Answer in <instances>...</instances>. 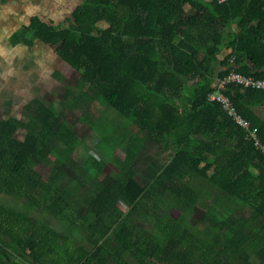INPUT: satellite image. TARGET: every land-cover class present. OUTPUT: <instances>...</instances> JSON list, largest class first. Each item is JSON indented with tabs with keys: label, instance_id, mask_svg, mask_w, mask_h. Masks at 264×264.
Returning a JSON list of instances; mask_svg holds the SVG:
<instances>
[{
	"label": "trees",
	"instance_id": "16d2710c",
	"mask_svg": "<svg viewBox=\"0 0 264 264\" xmlns=\"http://www.w3.org/2000/svg\"><path fill=\"white\" fill-rule=\"evenodd\" d=\"M66 21L34 14L10 36L78 77L66 109L32 99L0 118V230L16 264H264V153L209 99L231 69L264 79V0H82ZM225 90L264 145V90ZM147 139L172 155L141 185Z\"/></svg>",
	"mask_w": 264,
	"mask_h": 264
},
{
	"label": "rangeland",
	"instance_id": "374dc122",
	"mask_svg": "<svg viewBox=\"0 0 264 264\" xmlns=\"http://www.w3.org/2000/svg\"><path fill=\"white\" fill-rule=\"evenodd\" d=\"M81 1L7 0L5 3L0 2V118L19 114L22 106L32 99H43L59 108L66 109L65 104L63 105V102L66 103L65 90L75 85L78 79L77 73L55 57L50 48L39 41H36L33 46L13 45L10 42V36L34 14L40 15L45 21H52L57 28L66 27L67 18ZM228 52L229 50L224 49L220 57L223 58ZM91 110L95 115L112 116V112L106 111L99 104H95ZM78 116V110L68 111V122L76 128L83 145L93 150L96 139L92 138L86 127L75 124ZM151 145L148 143L147 147H143L133 162L135 179L141 185L158 173L160 167L172 155L168 151L161 152L162 149H158V152L154 151ZM54 158L56 157L51 156V161ZM51 164H39L37 170L46 177ZM107 170L114 172L109 163H107ZM229 206L233 208L234 203H230ZM48 222L56 229L64 228L60 226L59 221L51 217L50 219L48 217ZM2 237L6 241L10 238L6 232L2 234ZM70 237L76 245L84 242L85 235L82 230L77 229Z\"/></svg>",
	"mask_w": 264,
	"mask_h": 264
},
{
	"label": "built area",
	"instance_id": "2783aa9c",
	"mask_svg": "<svg viewBox=\"0 0 264 264\" xmlns=\"http://www.w3.org/2000/svg\"><path fill=\"white\" fill-rule=\"evenodd\" d=\"M233 65L234 59L230 60ZM230 83H236L243 88L253 87L264 90V79H255L252 76H246L240 72L231 69L224 78L218 79L216 82V91L209 96L210 100L217 101L222 104L227 113L232 116L235 122L249 131V136L254 139L256 147L264 153V145L260 141L256 129H251L250 122L242 117L236 110V107L229 96L226 94V87Z\"/></svg>",
	"mask_w": 264,
	"mask_h": 264
},
{
	"label": "flooded vegetation",
	"instance_id": "af4514ba",
	"mask_svg": "<svg viewBox=\"0 0 264 264\" xmlns=\"http://www.w3.org/2000/svg\"><path fill=\"white\" fill-rule=\"evenodd\" d=\"M2 234L3 232L0 230V251L3 254V263L10 264L13 262L16 264V252L12 251L11 247L7 246V241L3 239ZM6 252H8V254Z\"/></svg>",
	"mask_w": 264,
	"mask_h": 264
},
{
	"label": "crops",
	"instance_id": "0c3cea01",
	"mask_svg": "<svg viewBox=\"0 0 264 264\" xmlns=\"http://www.w3.org/2000/svg\"><path fill=\"white\" fill-rule=\"evenodd\" d=\"M148 143L149 144H152L151 146H152V150H156L157 152H158V149H162L161 147H159L153 140H151V139H147L146 141H145V144H144V148L145 147H147L148 146ZM157 147V148H156ZM163 151V149L161 150V152ZM171 158V157H170ZM169 158V159H170ZM169 159L167 160V162L169 161ZM167 162H165L161 167H160V169L167 163ZM159 169V170H160ZM83 241L84 242H86L87 241V238L85 237L84 239H83ZM84 242H81V243H84Z\"/></svg>",
	"mask_w": 264,
	"mask_h": 264
}]
</instances>
